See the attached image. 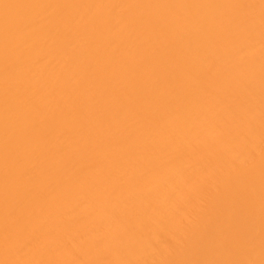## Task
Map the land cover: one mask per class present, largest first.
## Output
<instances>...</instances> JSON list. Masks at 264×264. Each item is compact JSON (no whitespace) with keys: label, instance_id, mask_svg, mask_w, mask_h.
<instances>
[{"label":"bare ground","instance_id":"6f19581e","mask_svg":"<svg viewBox=\"0 0 264 264\" xmlns=\"http://www.w3.org/2000/svg\"><path fill=\"white\" fill-rule=\"evenodd\" d=\"M0 264H264V0H0Z\"/></svg>","mask_w":264,"mask_h":264}]
</instances>
